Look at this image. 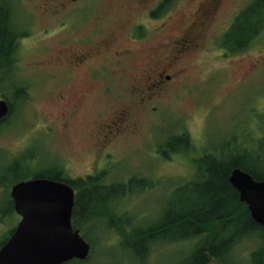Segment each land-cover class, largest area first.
Segmentation results:
<instances>
[{"label":"rangeland","instance_id":"obj_1","mask_svg":"<svg viewBox=\"0 0 264 264\" xmlns=\"http://www.w3.org/2000/svg\"><path fill=\"white\" fill-rule=\"evenodd\" d=\"M5 1L12 6L8 24L23 37L13 54L14 66L0 72V98L12 105L11 115L0 125V245L20 221L14 212L6 213L10 210L11 182L43 170L62 167L65 180L97 175L103 176L104 185L118 190L125 186L124 195L119 191L107 196L102 212L113 213L115 223L128 237L136 230L158 226L179 212L180 205L189 200L193 184L198 183V173L207 168L203 159L226 163L248 153L253 159L260 157L264 169V29L243 53L227 54L218 47L235 16L252 0H224L202 37L204 48L182 56L173 68H168L164 76H170V81L163 80L156 86L154 82L135 84L133 88L131 82L98 81L97 90L88 93L81 73L69 76L42 65L52 60L60 48L56 40L50 39L56 35L26 37L27 27L33 29V34L43 27L31 17L32 5L40 0ZM87 1L91 7L78 11L76 21L90 10H99L104 2ZM204 3L174 0L172 14L171 10L161 20L171 14L169 33L180 36L183 23L189 22ZM136 13L133 19L141 21L149 36L156 38V24L146 19L145 13ZM108 27L103 25L106 31ZM149 42L147 37L145 53ZM156 51L160 58L167 54L161 49ZM146 55L135 56L140 69L151 64ZM16 88L23 91L25 99L14 96ZM76 99L81 103L77 104ZM67 103L78 105V115L64 129L61 126L67 122ZM125 109L134 116L136 131L115 140L105 149L109 157L98 159L94 141L87 134ZM183 135L189 139V148L175 144L168 148L174 138ZM109 221L102 216L81 223L77 230L90 246V254L87 260L70 264H182L192 251V241L176 230L150 245L130 240L125 245L126 237L115 225H108ZM220 227L213 229L220 231ZM243 230L234 226L223 232L222 238L232 233L239 242L224 256V263L209 264H264L263 234L243 235ZM148 247L150 251L141 260L139 255Z\"/></svg>","mask_w":264,"mask_h":264},{"label":"flooded vegetation","instance_id":"obj_2","mask_svg":"<svg viewBox=\"0 0 264 264\" xmlns=\"http://www.w3.org/2000/svg\"><path fill=\"white\" fill-rule=\"evenodd\" d=\"M205 1L206 3L196 10L192 19L183 23L181 35L173 37L169 31L174 0H104L99 10H90L87 15L79 17L77 21L75 20L77 12L91 7L89 1L40 0L32 5L31 17L35 21L38 19L43 27L38 34H33V29L27 27L26 37L38 35L41 38H47L56 35L50 39L56 40L60 48L55 52L56 56L51 57L52 60L42 65L57 68L59 72L69 76L73 73H81V77L87 81L86 93L97 90L98 81L106 84L131 82L132 88L135 84L147 82H154L156 86L163 80L170 81V76H164L165 71L173 68L182 56L204 48V43L201 42L202 37L212 26L218 8L224 0ZM0 4L11 17L12 6H9L11 3L0 0ZM137 11L141 14L145 13L146 19L156 24L154 27L157 33L156 38L153 35L149 36L141 21L133 19L132 15L138 14ZM170 11V16L162 21L164 15H168ZM125 13H128V16H124ZM104 24L109 26L107 31L103 28ZM9 27L10 31L15 33L13 26L9 25ZM78 29H85L87 32L82 33ZM147 37L150 42L147 46L148 52L145 53L144 42ZM158 38L159 42L152 45L151 41ZM156 49L164 50L167 54L160 58ZM142 53L148 54L146 56L151 59V64L140 69L137 67L139 59L135 56H142ZM107 86L109 89V85ZM59 98L62 101L64 99L62 95H59ZM79 98L82 101L85 99L82 93L79 94ZM80 99H76L77 104L81 103ZM67 105L69 108L66 113L67 122L61 126L64 129H68L70 122L78 115V105L74 106L71 103ZM133 119L134 116L130 112L126 109L121 110L108 122L100 123L87 134V137L94 141L98 159L104 160L105 157H109L105 149L115 140L136 131ZM57 170H62L65 174L62 167ZM61 177L65 179L63 174ZM82 180L84 178L71 182Z\"/></svg>","mask_w":264,"mask_h":264},{"label":"trees","instance_id":"obj_3","mask_svg":"<svg viewBox=\"0 0 264 264\" xmlns=\"http://www.w3.org/2000/svg\"><path fill=\"white\" fill-rule=\"evenodd\" d=\"M9 17L8 11L0 4L1 73L14 66L13 54L18 47L20 38L16 33L10 31ZM263 29L264 0H252L235 16L231 26L221 37L220 47L227 54L243 53L252 45V42L261 34ZM13 91L17 99H25L26 95L22 94L23 91L17 88ZM8 104L10 112L7 118L12 113V105ZM7 118L1 124L7 121ZM173 144L186 148L190 147L186 135L174 138V142H170L168 148L175 146ZM171 150H177V148ZM260 159L258 156L253 159L248 153L227 160L226 163L216 162L213 158L208 159L209 161L203 159L202 162L206 165L208 163L207 168L198 173L196 177L198 183L193 184L194 189L188 195L189 200L180 205L179 212L158 226L136 230L131 232L128 237L121 231L122 228L115 223L117 218L113 213L107 215V212H102L104 208L102 205L108 200L107 196L117 194L119 191H121V195H124L125 186L121 185L118 190L111 185H104L102 184L103 176L87 177L82 181L70 182L62 179V170L55 169L49 172L43 170L30 177L11 182L10 187L30 179L62 181L76 189L72 214V224L75 229H78L81 223L106 216L110 220L108 225H115L120 234L126 237L124 239L125 245L129 240L135 244L139 242L141 244L145 241L150 245L152 244L151 241H156L158 237H164L167 233L176 230L183 234V238L192 241V251L182 264H209L211 261L224 263V256H227L232 248L230 247L231 243H237L239 240H235V235L232 233L227 239H222L221 234L223 232L229 231L231 227L235 226L244 229L243 235L260 232L264 237V229L251 220L246 206L239 202L238 193L228 183L231 171L236 168L249 174L255 181H264V169L261 167ZM13 169L10 170L12 174H14ZM131 184L132 181L128 184L129 187ZM135 184L141 185L142 182ZM8 201L10 210L6 213L9 215L13 212V208L9 197ZM216 226H221V230L218 231L217 229L215 232L213 228ZM5 242L6 240L0 245V248ZM149 251L150 248L148 247L144 254L139 255V258L145 259V254H148Z\"/></svg>","mask_w":264,"mask_h":264},{"label":"water","instance_id":"obj_4","mask_svg":"<svg viewBox=\"0 0 264 264\" xmlns=\"http://www.w3.org/2000/svg\"><path fill=\"white\" fill-rule=\"evenodd\" d=\"M8 113L7 103L0 100V121ZM228 183L251 220L264 229V181H255L236 168ZM10 198L21 220L0 248V264H66L88 258L90 246L71 226L74 194L68 185L33 179L14 185Z\"/></svg>","mask_w":264,"mask_h":264},{"label":"bare ground","instance_id":"obj_5","mask_svg":"<svg viewBox=\"0 0 264 264\" xmlns=\"http://www.w3.org/2000/svg\"><path fill=\"white\" fill-rule=\"evenodd\" d=\"M228 237L226 236H224L222 239H227ZM153 243V242H152ZM230 245V244H229ZM233 245H235V242L234 243H231V245H230V247H232Z\"/></svg>","mask_w":264,"mask_h":264}]
</instances>
